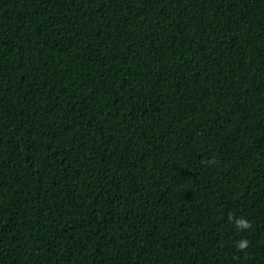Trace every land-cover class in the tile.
<instances>
[{"label":"trees","instance_id":"1","mask_svg":"<svg viewBox=\"0 0 264 264\" xmlns=\"http://www.w3.org/2000/svg\"><path fill=\"white\" fill-rule=\"evenodd\" d=\"M0 264H264V0H0Z\"/></svg>","mask_w":264,"mask_h":264},{"label":"clouds","instance_id":"2","mask_svg":"<svg viewBox=\"0 0 264 264\" xmlns=\"http://www.w3.org/2000/svg\"><path fill=\"white\" fill-rule=\"evenodd\" d=\"M241 224L245 223L244 221H240Z\"/></svg>","mask_w":264,"mask_h":264}]
</instances>
